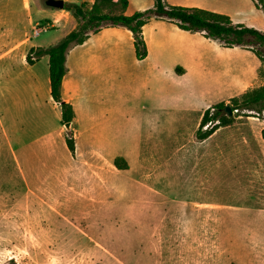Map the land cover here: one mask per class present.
I'll use <instances>...</instances> for the list:
<instances>
[{
    "label": "rangeland",
    "instance_id": "1",
    "mask_svg": "<svg viewBox=\"0 0 264 264\" xmlns=\"http://www.w3.org/2000/svg\"><path fill=\"white\" fill-rule=\"evenodd\" d=\"M29 1L30 11L24 0H0V264H264V112L240 110L206 139L196 133L202 109L236 95L222 56L211 51L203 82L193 71L168 83L153 69L182 62L156 45L161 31L177 42L171 25L158 28L149 60L136 58L127 37L109 55L107 81L84 77L75 89L72 154L45 60L32 87L21 73L25 39L55 45L73 22L61 10L49 21L57 9ZM129 2L131 14L154 5ZM171 2L264 31V12L250 0ZM260 75L264 85V63ZM117 157L127 170L114 166Z\"/></svg>",
    "mask_w": 264,
    "mask_h": 264
},
{
    "label": "trees",
    "instance_id": "2",
    "mask_svg": "<svg viewBox=\"0 0 264 264\" xmlns=\"http://www.w3.org/2000/svg\"><path fill=\"white\" fill-rule=\"evenodd\" d=\"M264 12V0H252ZM129 0H93L89 2H65L64 10L70 12L77 21V26L57 44L49 47H32L26 54V62L34 65L42 57H49L50 94L53 101L59 105L62 125L72 123L75 112L72 104L62 97V83L68 72L67 57L72 48L83 45L93 34L108 27H123L133 36L136 58L144 60L148 49L144 39L143 28L152 20H169L177 27L187 32H197L205 38L217 41L224 48L239 47L253 52L264 63V31L241 23H235L230 16L199 7L172 6L167 0H154L152 8L136 11L127 15ZM179 72V69H177ZM226 104L219 102L204 111L200 125L196 131L197 137L206 139L221 126L229 125L233 117L224 111ZM232 109L249 110L261 115L264 112V85L254 88L241 97L232 98ZM219 120L210 130L203 127L210 121ZM69 128L65 138L70 153L75 152V140ZM264 139V130L262 131ZM114 166L119 170H127L128 163L122 157L114 160Z\"/></svg>",
    "mask_w": 264,
    "mask_h": 264
},
{
    "label": "crops",
    "instance_id": "3",
    "mask_svg": "<svg viewBox=\"0 0 264 264\" xmlns=\"http://www.w3.org/2000/svg\"><path fill=\"white\" fill-rule=\"evenodd\" d=\"M73 2V1H70ZM78 3L81 2H89L92 3L93 0H78ZM169 5L172 6H192L187 3H175L167 0ZM250 2L254 5V2L250 0ZM25 7L28 11L31 10V2L29 0H24ZM130 5V2H129ZM257 9V8H256ZM126 11V14L132 15ZM259 10V9H257ZM63 13H66V19L73 22L72 28H76V22L70 12L65 10H61ZM60 15L59 10H56L53 20L47 19L49 21H55L58 16ZM33 22V19L32 21ZM171 25L172 30L175 32L174 35L177 36V42H171L170 37L162 36L164 34L163 31L160 32L159 39L156 42V45L160 46L164 50L168 48L170 51L177 57L182 59V62H174L170 66H163L160 62H154V69H153V76L157 79H162L168 83H177L181 79L190 77L192 72L194 71L195 77L193 78L194 81L199 84L203 82L204 79V64L205 62L210 61V53L211 51L218 52L219 55L222 56V63H223V74L226 76H233L237 78L236 81V95L226 98L223 101H227L229 99L239 97L244 93L262 86L261 83V75L260 69L262 67L261 61L256 57V55L246 49H242L239 47L235 48H224L221 45H217L212 42V40L206 39L202 34L197 32H187L179 29L177 25L169 20H152L143 28L144 39L148 47V56L145 60H149L152 55V50L150 46V42L155 40V34H157V30L159 27ZM72 29V30H73ZM71 32V31H70ZM69 32V33H70ZM148 32V34H147ZM68 33V34H69ZM28 35L25 33L26 37ZM66 36V35H65ZM64 36V37H65ZM62 37V38H64ZM129 37L133 41L132 33L123 28V27H108L102 29L99 33L91 35V37L83 44L78 45L72 48L67 57V67L68 72L64 77L62 83V97L66 102L72 104L75 118L71 123L70 128L73 126L74 123H77L76 120L78 118L76 107H75V89L84 86L83 85V78L86 77L88 81L85 82V85L89 84V79L95 78L101 75V80L106 82L107 75H106V68L110 64L109 55L113 53H121L123 47V40ZM131 37V38H130ZM22 40V39H21ZM20 42V41H19ZM28 45V49L31 47H40L39 45L31 44L32 40L30 38L25 39L23 43ZM20 43H16L11 50L16 51L19 47ZM214 45V46H212ZM169 51V50H168ZM169 51V53H170ZM45 60V68H46V79H49V57L44 56L41 58L34 65H29L25 63L27 67V71L21 73V77L26 85L32 87L34 83H38L39 77L34 69L40 64L41 61ZM42 63V62H41ZM179 69V72L177 71ZM49 91H50V79H49ZM74 92V93H70ZM52 98V97H51ZM220 101V102H223ZM209 106H206L202 109L201 115L199 117L198 125H200L202 116L204 111ZM78 132L74 131V140L77 141ZM91 148V147H90ZM94 148V147H92Z\"/></svg>",
    "mask_w": 264,
    "mask_h": 264
},
{
    "label": "water",
    "instance_id": "4",
    "mask_svg": "<svg viewBox=\"0 0 264 264\" xmlns=\"http://www.w3.org/2000/svg\"><path fill=\"white\" fill-rule=\"evenodd\" d=\"M46 5L50 8H54L57 10H64L65 7V1L64 0H47L46 1ZM224 111L226 112L227 116L229 117H233L234 116V112L232 109V106L227 104L224 108ZM71 126V123H66L65 127L67 129H69Z\"/></svg>",
    "mask_w": 264,
    "mask_h": 264
},
{
    "label": "built area",
    "instance_id": "5",
    "mask_svg": "<svg viewBox=\"0 0 264 264\" xmlns=\"http://www.w3.org/2000/svg\"><path fill=\"white\" fill-rule=\"evenodd\" d=\"M52 25L51 24H48V22H46L44 25H41L40 27H37L35 30H34V35L35 36H39V34L42 32V31H47ZM238 110H234L233 112L237 113ZM220 124L219 120H215V121H210L208 122L204 127L203 129L204 130H210L212 129L214 126Z\"/></svg>",
    "mask_w": 264,
    "mask_h": 264
}]
</instances>
